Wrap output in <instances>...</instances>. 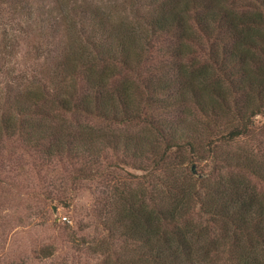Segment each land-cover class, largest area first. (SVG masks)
<instances>
[{"label":"trees","instance_id":"16d2710c","mask_svg":"<svg viewBox=\"0 0 264 264\" xmlns=\"http://www.w3.org/2000/svg\"><path fill=\"white\" fill-rule=\"evenodd\" d=\"M130 9L114 20L92 1L53 0L48 16L20 12V35L32 19L34 37L29 63L0 82V142L77 178L138 171L106 182L103 233L86 246L95 264H264V0ZM4 33L0 71L18 54Z\"/></svg>","mask_w":264,"mask_h":264},{"label":"rangeland","instance_id":"374dc122","mask_svg":"<svg viewBox=\"0 0 264 264\" xmlns=\"http://www.w3.org/2000/svg\"><path fill=\"white\" fill-rule=\"evenodd\" d=\"M88 1L113 12L114 20L131 15L132 0ZM22 4L24 10L14 11L8 1L0 0V41L4 29L9 35L14 31L18 48L17 56L6 57L8 64L0 71V82L9 69L16 74L29 63L25 50L34 37L35 22L30 19L33 29L20 35L26 27L22 19L27 18L20 12L31 9L32 16L37 12L48 16L44 9L53 5V0H23ZM125 168L138 174L120 163L115 171L120 174L109 175L110 180L98 175L77 178L69 166L45 160L17 138L0 142V264H95L98 257L86 246L103 233L98 211L102 191L113 178L129 176ZM46 246L53 249L52 255L39 253Z\"/></svg>","mask_w":264,"mask_h":264}]
</instances>
